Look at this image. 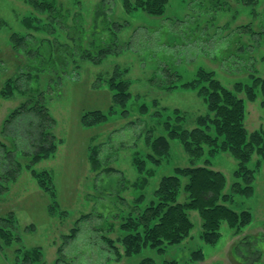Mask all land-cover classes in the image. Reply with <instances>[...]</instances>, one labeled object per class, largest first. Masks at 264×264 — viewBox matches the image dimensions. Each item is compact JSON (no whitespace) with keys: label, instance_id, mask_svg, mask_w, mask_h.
I'll use <instances>...</instances> for the list:
<instances>
[{"label":"rangeland","instance_id":"rangeland-1","mask_svg":"<svg viewBox=\"0 0 264 264\" xmlns=\"http://www.w3.org/2000/svg\"><path fill=\"white\" fill-rule=\"evenodd\" d=\"M53 1L57 12L50 18L35 13L23 0H0V89L21 63L9 54V37L14 33L30 34L25 50H35L42 40H49L68 51L60 54L62 58L72 55L65 71L57 68L58 74L65 72L61 86H55L58 81L50 71L36 81L20 82L22 88L28 84L47 93L48 108L56 121L53 133L63 142L53 156L33 168L48 172L53 191L40 189L30 171L24 169L0 196V217L13 213L17 220L13 233L20 237L19 242L3 246L0 264H16L17 249L33 247L41 249V264H137L144 258L153 259L155 264H264V162L258 155L248 164L255 171L253 196L238 197L237 206L232 205L252 214V223L237 236L222 224L220 240L208 245L201 239L198 214L189 212L193 223L189 238L166 247L161 254L147 248L126 257L119 241L125 235L121 225L154 199L161 177L173 174L174 168L190 166L177 140H169V154L159 166L146 164L147 170L155 171L146 185H142L144 174L134 164L136 157L145 160L152 154L151 141L167 135V121L174 125L178 117L182 122L177 125L191 129L196 118L207 114L198 89L184 86L196 79L199 70L213 73L228 90L237 83L251 85L252 76H264L262 1L253 10L237 0H167L161 17L139 10L126 13L121 0H106L104 5L103 0ZM101 7L105 16L96 19ZM27 18L32 20L31 28L25 24ZM110 20L126 25L116 38ZM90 42L91 53L98 49L93 44L103 48L113 42L122 52L98 64L83 62L79 46L85 50ZM115 72L130 84L131 98L125 111L119 107L111 111L113 92L108 82ZM239 97L244 100L247 133L263 131L264 95L257 91L252 102L243 94ZM24 101L25 96L18 92L10 99L0 96V141L7 146L9 142L2 136L4 122ZM91 111L102 112L106 119L85 127L82 116ZM9 132L13 135L15 129ZM23 146L28 148L27 143ZM93 159L98 166L93 165ZM27 162L22 160L23 165ZM211 168L225 176L224 192H229L238 181L234 176L237 161L227 153H217ZM140 197L142 201L136 202ZM185 198L181 191L178 201ZM197 250L202 252L203 261L191 260Z\"/></svg>","mask_w":264,"mask_h":264},{"label":"trees","instance_id":"trees-1","mask_svg":"<svg viewBox=\"0 0 264 264\" xmlns=\"http://www.w3.org/2000/svg\"><path fill=\"white\" fill-rule=\"evenodd\" d=\"M23 1L39 15L47 14L51 18L57 12L53 0ZM237 1V3L253 7V10L259 1H262L264 5V0ZM121 2L126 13L139 10L152 17L163 16L168 4L167 0H136L134 3L129 0H121ZM101 3L104 5L106 0ZM104 13V9L101 7V11L97 10L96 12V19L102 15L105 16ZM31 22L30 18L25 19L28 28H31ZM110 25L115 29V38L126 27L125 24L121 25L111 20ZM34 29L37 30L39 27H34ZM27 36L14 33L9 37L12 49L9 54L12 52L13 60H21V63L20 66H17L18 71L8 76L0 89V96L4 99L12 98L15 92L25 96V101L10 112L2 129V136L8 140L9 147L0 141V196L7 193L8 185L16 182L24 169L30 171L40 189L45 192L53 191L48 172H37L33 168L41 161L53 156L57 152L58 146L63 142L61 139H57L53 133L56 121L48 108L47 93L38 88H32L28 84L27 88H22L20 82L36 81L40 74L50 71L49 75L58 81L55 82V86H61L65 72L60 75L57 68L65 71L72 55L69 53L62 58L60 54L68 53V51L49 40H42L41 46L35 50H25ZM45 42H47L46 46L42 47ZM93 45L98 48L95 53H91V42L85 50L79 46V57L83 62L98 64L106 57L119 55L122 52V48L116 42L103 48ZM2 63L3 60L0 57V67ZM176 78L180 79V77ZM108 84L113 92L111 111L113 107H119L125 111L131 98L130 84L123 80L122 75L118 72L114 73ZM171 86L174 87L175 84L172 83ZM184 87L198 89V95L207 104V114L196 118L194 127L191 129H184L177 125L182 122L178 117L174 125L167 121L165 126L167 135L159 136L151 141L152 154H148L145 160L136 157L134 164L137 166L138 172L144 174L142 175V185H146V180L155 176V171L147 170L146 164L151 163L154 166H159L162 159L169 154V140H177L189 157L190 166L177 167L174 168L173 174L163 175L157 188L153 191L154 199L142 211L134 209L135 215L128 216L121 225V230L125 235L119 241L126 257L138 254L147 248L161 254L166 247L183 243L193 230L189 212L198 214L201 220V239L208 245L218 243L221 238L222 224H226L233 232V236H237L242 229L252 223V214L249 211L235 210L232 205L237 206L236 199L238 197L250 198L254 194L255 171L249 169L248 164L254 155L261 157L264 162V130L252 134L247 133L244 127V100L239 95L243 94L245 100L249 102L256 100L257 91L264 95V76H252L251 85L237 83L232 90H228L214 78L213 73L199 70L196 79ZM105 119L102 112L91 111L82 116V124L85 127H91ZM12 127L15 129L13 135L9 134ZM25 143L28 148L23 146ZM92 153L96 154V151L93 150ZM217 153H227L237 161L238 168L234 172V176L238 181L231 185L229 192H224L225 176L211 168L212 158ZM22 160L28 162L23 165ZM200 162L202 164L198 165ZM93 165L95 167L99 165L96 159H93ZM183 179L185 180L184 184L182 183ZM181 191L186 196L182 203L178 201ZM141 201L142 197L136 202ZM53 206L51 208H54ZM16 224L17 220L13 213H9L6 217H0V255L3 246L7 247L20 241V237L13 233ZM245 238L246 236L242 237L238 243ZM112 245L111 247H113ZM17 253L19 256L16 257V264H41L40 248L17 249ZM203 259L200 250L191 254L192 261L200 262ZM137 264H155V261L151 258H144ZM166 264H176V262L169 261Z\"/></svg>","mask_w":264,"mask_h":264}]
</instances>
